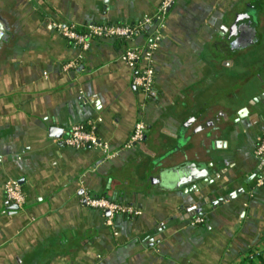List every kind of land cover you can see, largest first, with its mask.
<instances>
[{
  "label": "crops",
  "instance_id": "1",
  "mask_svg": "<svg viewBox=\"0 0 264 264\" xmlns=\"http://www.w3.org/2000/svg\"><path fill=\"white\" fill-rule=\"evenodd\" d=\"M162 1L0 0V264H264V0H173L148 99L120 57L152 29L83 50L52 27L133 26ZM73 125L117 154L63 145ZM184 166L210 182L178 184ZM83 194L140 214L108 226Z\"/></svg>",
  "mask_w": 264,
  "mask_h": 264
},
{
  "label": "built area",
  "instance_id": "2",
  "mask_svg": "<svg viewBox=\"0 0 264 264\" xmlns=\"http://www.w3.org/2000/svg\"><path fill=\"white\" fill-rule=\"evenodd\" d=\"M173 0H163L158 6L153 16L144 18L133 26L126 25H90L84 31L79 32L73 25L53 23V29L62 37L72 41L75 45L86 50L89 41L96 38H118L131 40L146 31L152 29L148 37V43L143 50L128 48L120 57L122 63L128 68L135 71L132 80L133 86L140 91L144 98L150 97L151 88L154 80L152 68L153 54L158 50L162 40V30L167 14V10ZM76 62H69L64 65L63 69L68 70L75 68ZM145 135V126L139 121L135 124L132 134L123 147L124 150H130L135 144L140 143ZM63 145L75 149L91 148L100 151L106 159L113 158L117 153H111L106 143L99 140L93 131L81 125L71 126L68 136L64 139ZM257 159H264V136L258 140L254 151ZM264 174L256 182V187L262 186ZM5 198L13 205L20 208L24 204V196L20 186L16 181L9 180L4 185ZM83 203L86 207L98 210L108 214L107 225L112 226V219L116 216L136 217L140 213L131 206L113 202L107 198L99 196L82 195ZM203 220L197 218L192 225L201 224Z\"/></svg>",
  "mask_w": 264,
  "mask_h": 264
},
{
  "label": "water",
  "instance_id": "3",
  "mask_svg": "<svg viewBox=\"0 0 264 264\" xmlns=\"http://www.w3.org/2000/svg\"><path fill=\"white\" fill-rule=\"evenodd\" d=\"M169 9V8H168ZM4 28L3 25L0 22V42L3 39L4 35ZM172 173H177V182L178 184H187L188 182L194 181L197 183L194 184L193 189H196L197 187H201L203 185H206L210 182L211 177H208L203 170L196 169L195 166H184L183 168L174 169L171 171ZM264 183V181H263ZM18 207L14 205V209H17ZM108 214L106 213V216Z\"/></svg>",
  "mask_w": 264,
  "mask_h": 264
},
{
  "label": "trees",
  "instance_id": "4",
  "mask_svg": "<svg viewBox=\"0 0 264 264\" xmlns=\"http://www.w3.org/2000/svg\"><path fill=\"white\" fill-rule=\"evenodd\" d=\"M148 32H149L148 30L145 31L146 34H147Z\"/></svg>",
  "mask_w": 264,
  "mask_h": 264
}]
</instances>
